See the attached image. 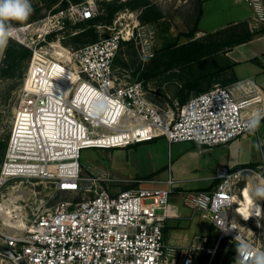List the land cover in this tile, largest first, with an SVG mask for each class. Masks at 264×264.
I'll return each mask as SVG.
<instances>
[{
    "label": "built area",
    "instance_id": "1",
    "mask_svg": "<svg viewBox=\"0 0 264 264\" xmlns=\"http://www.w3.org/2000/svg\"><path fill=\"white\" fill-rule=\"evenodd\" d=\"M245 1L255 18L264 22V1ZM96 13L93 0L71 3L49 13L46 29L35 32L38 36L22 41L32 49V56L14 112L1 181L39 178L80 197L57 201L17 232L2 227L0 244L5 248L0 253L14 264H201L200 254L205 251L208 257L203 264H213L223 239L235 247L230 264H237L238 245L264 252V233L255 239L237 214L242 205L237 186L246 171H253L250 167L231 171L218 166L215 186L184 193V203L192 213L208 217L217 236L212 245L204 235L182 247L169 244L164 233L174 192L172 178L165 186L136 185L115 191L111 183L115 179L109 174L82 171L80 151L86 147L113 148L157 136L214 146L250 131L252 118L264 114V92L253 78L215 84L176 110L166 111L153 103L142 80L129 81L114 71L123 41L140 44L145 52L147 39L143 40L139 20L114 27L110 35L80 48H62L60 55L43 44L46 34L63 27L67 19L84 20ZM19 118L27 122H18ZM50 130L56 134H49ZM119 132L121 136L113 138ZM7 200L11 199L2 198L0 203Z\"/></svg>",
    "mask_w": 264,
    "mask_h": 264
},
{
    "label": "rangeland",
    "instance_id": "2",
    "mask_svg": "<svg viewBox=\"0 0 264 264\" xmlns=\"http://www.w3.org/2000/svg\"><path fill=\"white\" fill-rule=\"evenodd\" d=\"M95 2L97 12L100 6V2L103 0H93ZM152 3L156 4L159 10L162 12L163 17L160 19L161 26L163 27L161 33L159 31L158 23H141L143 24L144 38L147 40L143 41L144 51L140 44L134 43L133 41L122 42V46L117 53V60L114 62V71L120 77H125L126 80H142L141 75L144 67V61L149 53H155L157 49L160 48L163 36L165 35L163 31L165 26L168 25L166 30V35H168L176 45L183 44L190 40H200V41H211L215 37L208 33L196 32L194 36H188L187 32L190 31L197 21L199 10L201 9L199 0H150ZM208 3L204 4L203 14L199 22V28L202 31L208 32L215 26H219L226 19L228 20V0H207ZM39 3V0H31V4L34 5ZM44 16L38 20L31 21L25 24H15L16 28H22L23 32L16 33L14 35L15 40L22 43L26 37L38 36V33L46 29L47 25L45 23L46 18L49 13L46 9L41 11ZM140 11L138 9L124 8L118 11L112 23L109 24H98L96 25L97 40L102 37L110 35L113 30L112 28L118 29L130 23L131 25L139 19ZM69 25L65 22L63 27L52 28L46 34V45L51 52L56 51V55L64 53L62 48H67L69 50L80 48L91 41L87 36H81L78 42L70 40L69 34H74L77 31L75 24L80 20L67 19ZM66 20V21H67ZM229 21V20H228ZM141 22V21H140ZM260 22V21H257ZM34 23H37L36 26ZM30 24V25H28ZM260 24V23H259ZM27 25V27H25ZM33 25V26H32ZM259 26V25H258ZM257 26V27H258ZM30 27H33L29 29ZM27 28V29H25ZM37 30V31H36ZM33 32V33H32ZM55 32L56 35L52 39H48L47 35ZM219 37L215 38L218 39ZM95 40V41H97ZM70 41V43H65ZM228 47H223L220 52L223 54L227 51ZM162 53V51H160ZM146 54V55H145ZM4 56V49H0V63ZM30 61V60H29ZM29 65V63H28ZM28 65L26 71L22 77L5 78L0 79V146L7 140L9 141L12 122L14 118L15 108L21 96L22 88L25 83L26 72L28 70ZM148 65V64H147ZM180 68H174L169 72H165L158 75L152 80H146L143 82L146 88L147 97L153 103L162 107L166 111L170 108L176 110V106L179 105L177 101L176 92L180 87L179 77ZM170 73L171 80L163 81L165 75ZM145 78V77H144ZM212 86L215 84H222L217 78L213 79ZM229 84V83H228ZM226 85V84H222ZM195 95L192 92L189 95ZM188 98V99H189ZM166 137L159 136L152 140H146L141 142L131 143L125 146H116L113 148H96V147H86L80 151V165L83 172H93L96 174H109L115 179L111 182L118 185L119 190L130 188L132 186L140 185L142 187H153L145 186L144 178L150 173L160 172V177L164 176V170H160L162 167L169 163L170 150L165 143ZM192 142V141H188ZM221 144H219L220 146ZM218 146V145H214ZM216 149V148H215ZM5 149L0 147V169L5 157ZM216 155V151L212 152ZM260 155V154H259ZM259 165L251 166L253 171H246L243 175V179L238 183L236 192L238 193V201L241 206H238L237 214L239 217L240 224L245 227L246 231L252 234V236L257 239L264 233V198H258L254 193L258 187H264V162L258 163ZM166 170V169H165ZM148 180L152 179L151 176L146 177ZM129 179L137 180L125 181ZM147 180V179H146ZM249 182L254 184V187L250 188ZM110 183V184H111ZM207 182L198 183L204 185ZM186 185H197L196 183H187ZM206 185V184H205ZM19 190L17 193L19 198H15L14 201L17 203H10V213L11 218H9L5 223L21 224L24 220L25 223L33 219L37 213L49 209L59 200H66L70 198H79L80 194L71 195L66 192L57 190L55 185L48 180H41L39 178H11L5 181H1L0 178V199H7L11 195V191ZM243 191V192H242ZM174 191L173 193H175ZM178 192V191H177ZM172 193V194H173ZM23 195V196H22ZM22 198H21V197ZM170 201L182 212L186 214V218H182L181 223L183 226H189L187 230L189 236L192 238L194 233L207 232L210 229V242L213 244L217 231L214 226H211L210 219L208 217L202 216L199 212L193 213L191 210L184 205L185 195L181 193H176L171 195ZM8 201V200H7ZM258 201V202H257ZM9 202V201H8ZM256 203L260 204V208H256ZM12 218H15L14 220ZM191 218V219H190ZM3 214L0 216V229L5 231L2 225ZM23 222V223H24ZM173 222V221H172ZM191 222V223H190ZM211 226V228H210ZM211 244V245H212ZM234 247V245L232 244ZM235 248V247H234ZM208 254L202 251L200 254V262L203 264L206 262ZM226 264H230L231 261L235 260L234 256H226L225 250L221 254L220 261H224ZM216 262V254L214 256L213 264ZM0 264H14L10 256L0 253Z\"/></svg>",
    "mask_w": 264,
    "mask_h": 264
},
{
    "label": "trees",
    "instance_id": "3",
    "mask_svg": "<svg viewBox=\"0 0 264 264\" xmlns=\"http://www.w3.org/2000/svg\"><path fill=\"white\" fill-rule=\"evenodd\" d=\"M86 1L87 0H39V3L32 5L34 9L33 13L27 20L19 24H25L40 19L44 16V13L41 12L42 9L54 13L59 9L67 8L71 3L80 4L86 3ZM199 2L201 3L202 0H199ZM124 8L133 10L138 9L140 11L139 19L141 23H158L161 33L163 27L161 26L160 19L163 17V14L158 6L150 0H103L100 2L98 12L93 17L80 20L75 24L74 27L77 28V32L69 34L70 40L78 42L81 36H87L91 41L97 40L96 25H107L112 23L115 14ZM200 14L201 9L199 10L198 18ZM197 21L195 26L187 32L188 36H194L195 33L199 31ZM66 23L69 25L68 20ZM167 29L168 25H166L163 30L165 31V35L163 36L160 48L144 61L141 79L144 80L143 82H146V80H152L162 74L163 70L169 72L174 68H180L179 77L176 78L180 83V87L176 92V99L179 105L184 104L192 92L198 94L211 88L214 78L220 80L222 84H228L236 80L232 70L234 63L227 54L228 50L234 45L245 42L254 35L264 32V26L251 29L247 21H241L208 33L215 38L219 37L218 39L214 38L206 42L194 39L176 45V43L171 41L172 39L166 35ZM55 35V32L50 33L47 35V38L52 39ZM123 42L125 43L126 41ZM128 42L129 41H127V43ZM65 43H70V41ZM226 46L228 49L222 54L220 50ZM160 51H162V53ZM117 53L114 62L117 60ZM31 56L32 49L30 47L15 39H11L8 47L4 49V56L0 63V79L14 78L16 76L22 77ZM171 79L172 77H170V73H168L163 78V81ZM0 147L5 149V147H7V140H5ZM256 165L257 163L252 164V166ZM224 250L225 258L226 256H234L235 254V248L232 244L227 242L226 239H223L216 251L215 264L226 263V259L225 263L224 261H220L221 254Z\"/></svg>",
    "mask_w": 264,
    "mask_h": 264
},
{
    "label": "crops",
    "instance_id": "4",
    "mask_svg": "<svg viewBox=\"0 0 264 264\" xmlns=\"http://www.w3.org/2000/svg\"><path fill=\"white\" fill-rule=\"evenodd\" d=\"M206 3H208L207 0H202L200 4L201 14L198 18L199 21L203 14L202 7ZM254 15V9L245 0H228L227 18H229V21L227 19L224 21L227 23L215 26L208 32L202 31V29L199 28L198 21L197 26L201 33L214 32L230 24L241 21H247L251 29L264 26V22H257L259 20H257ZM227 54L234 63L232 70L235 78H253L264 92V32L254 35L245 42L234 45L228 50ZM166 142L170 150V156L169 163L160 169L164 170V176L160 177L159 171L158 173H150L146 177L151 176L152 179L148 180V178L145 177L144 181L147 182L145 186H165L167 179L172 178L174 180V191H176L173 194H184L191 190L209 189L215 186L217 182L214 176L218 166L223 165L233 171L251 167L253 163L259 165L258 163L264 162V119L260 121L255 132L248 131L220 146H205L188 141L170 142L167 138L165 140V143ZM213 150L216 151V155L210 153ZM130 180L132 179L125 181ZM201 182L207 183H205L206 185L198 184ZM187 183H196L197 185H186ZM113 190H119L118 185L113 186ZM184 205L188 207L185 203ZM191 216H193V213ZM184 217L186 220L189 219H187L186 214H182L174 203L169 201L167 217L163 221L166 241L169 244L182 247L188 245L193 240H199L197 236L206 235L209 238L208 244L211 245V238L209 236L210 229L204 233L200 232V228L198 233H194L191 238L187 232L190 225L183 226L184 223H181V221H186L181 220ZM210 223L211 226H213L211 220Z\"/></svg>",
    "mask_w": 264,
    "mask_h": 264
},
{
    "label": "clouds",
    "instance_id": "5",
    "mask_svg": "<svg viewBox=\"0 0 264 264\" xmlns=\"http://www.w3.org/2000/svg\"><path fill=\"white\" fill-rule=\"evenodd\" d=\"M31 0H0V49H6L9 41L17 32L15 24L23 22L33 13ZM264 114H257L249 122V130L255 132ZM264 198V187H258L254 193ZM239 239V237H237ZM237 264H264V252H254L246 245L237 246ZM247 257V260L244 258Z\"/></svg>",
    "mask_w": 264,
    "mask_h": 264
},
{
    "label": "bare ground",
    "instance_id": "6",
    "mask_svg": "<svg viewBox=\"0 0 264 264\" xmlns=\"http://www.w3.org/2000/svg\"><path fill=\"white\" fill-rule=\"evenodd\" d=\"M34 24L36 26H38L37 23H34ZM25 27H27V26H25ZM31 28H33V27H30L29 29H31ZM25 29H27V28H25ZM23 30H24L23 27L22 28H17V32H15L13 35H15L16 33L23 32ZM48 119H55V121H51V122H56V120H57L56 118H48ZM18 122H27V121H25V118H19V121ZM51 133H55L56 134V131L53 132L52 130H50L49 131V134H51ZM120 134H121V132H119L117 134H114L113 138L118 137V136H121ZM135 134H136V131H135ZM249 185H250V188L255 186L254 184H252V182L251 183L249 182ZM11 192L12 193H11V195L9 197L11 200L10 201L8 200L9 202L8 201H5V202L0 203V208L3 211V221H2V225L6 226L7 228L13 227L14 230H16L15 232H17L18 230H21L22 227L25 225V222H24L23 219H22V221L24 223L22 222L21 224H14V225H12L13 223H10V222L9 223H5L9 218H11L10 203H15V202L17 203V201H14V199L15 198H19L18 195H16L19 192V190H13ZM256 206H257L256 207L257 209L260 208V204L256 203ZM12 219L14 220L15 218H12Z\"/></svg>",
    "mask_w": 264,
    "mask_h": 264
},
{
    "label": "water",
    "instance_id": "7",
    "mask_svg": "<svg viewBox=\"0 0 264 264\" xmlns=\"http://www.w3.org/2000/svg\"><path fill=\"white\" fill-rule=\"evenodd\" d=\"M4 248H5V246H3L2 244H0V250H3Z\"/></svg>",
    "mask_w": 264,
    "mask_h": 264
}]
</instances>
